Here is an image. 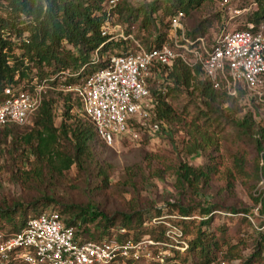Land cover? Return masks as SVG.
<instances>
[{"label":"trees","instance_id":"obj_1","mask_svg":"<svg viewBox=\"0 0 264 264\" xmlns=\"http://www.w3.org/2000/svg\"><path fill=\"white\" fill-rule=\"evenodd\" d=\"M214 1L220 0H164L155 1L145 9H134L127 5L126 0H121L112 13L118 11L125 20L131 22L140 20L142 28L151 25L155 28L156 22L152 15L162 8L168 17L165 21L160 20V28L163 30L158 28L154 44H144L146 49H151L170 43L169 22L173 16L181 12L185 18L195 9ZM105 2L106 0H0V103L5 99L4 89L7 86L22 85L26 79L41 81L53 77V80L47 81L48 87L40 107L32 115L29 124H26L31 125L29 132L22 134L18 129L21 126L15 124L0 127V136L4 135L5 140L10 138L7 149L14 159L20 143L24 145L20 155L27 152L28 156H33L32 167L18 170L17 176L20 177L23 188H32L38 193L36 196L22 195L13 200L0 199V232L5 235L19 232L30 218L46 211L43 210L44 207L58 204L60 210L56 209L57 212L66 226L74 228L76 237L79 229L89 233L88 225L95 224L97 237L86 240L111 238L112 230L116 231L118 228H125L133 238L150 234L162 239L163 227L151 225V219L175 214L189 217L176 221L189 239L187 250L183 253L174 251L173 260L186 263L191 258L189 261L195 264H217L222 257L227 262L240 257V246L246 244V240L240 236V229L253 226L245 216L253 215V209L225 207L209 200L205 192L214 181H220V188L231 194L239 183L248 191L253 207L260 205L259 213L264 214V190L259 188V192L252 193L260 181L264 185V125L257 122L250 112L239 117L233 111L237 99L246 90L242 85L237 86L236 96L228 94L222 88H214L200 65L189 67L176 59L170 68H151V76L147 79L153 105L151 120L170 138L176 126L183 132L180 152L185 157L200 152L206 158L204 165L193 166L180 156L176 164L162 161L163 157L160 160L158 156L162 168L174 175L178 193L189 191L196 198H201L200 203L191 206L167 202L165 207L155 208L156 216L151 218L149 211L108 214L94 202L74 204L54 195L52 187L63 182L65 173L72 166L87 175H90L88 171L93 166L96 176L102 178L103 184L109 179V166L96 156L100 138L94 124L83 114L80 100L74 92L57 88L63 86L60 82L62 73L74 74L65 78V86L76 85L108 65L110 57L102 59L103 54L121 48L114 54L119 55L128 49L124 45L121 47L125 44L124 40L108 42L106 36L101 35V26L107 18ZM253 3L246 26L239 30L264 34L259 29L264 22V0H253ZM210 25L211 22L203 21L186 33V36L194 37L191 39L199 35L203 37L201 35ZM95 54L98 61H94ZM160 76L165 77L164 86L163 83L156 85L155 79ZM62 91L67 92L63 97L64 111L62 120L56 127L54 106L57 100L52 94L56 93L59 97ZM246 92L251 98L258 99L247 90ZM72 94L77 100V114H73L74 105L70 103ZM221 166H224L223 169ZM155 170L156 175L160 176V168ZM220 212L230 222L236 220L233 224L238 225L236 230H232L233 233L230 231L229 236L226 234L230 230L226 221L215 224V218L220 216ZM255 233L249 244L251 252L241 264H264V229ZM125 236L118 235V238ZM233 236L238 240L236 244H232ZM10 264L20 262L13 261Z\"/></svg>","mask_w":264,"mask_h":264},{"label":"built area","instance_id":"obj_2","mask_svg":"<svg viewBox=\"0 0 264 264\" xmlns=\"http://www.w3.org/2000/svg\"><path fill=\"white\" fill-rule=\"evenodd\" d=\"M118 1L106 0L104 24L109 22ZM240 12L235 10V14ZM183 18L179 12L170 19V43L146 49L135 42V48L111 56L105 68L74 86L60 88L75 93L83 114L92 121L97 135L106 144L112 145L124 137L137 138L141 130H159L158 124L151 120L153 105L147 79L151 68H170L176 59L189 67L200 65L213 87L222 88L230 95H235L238 85L258 99L263 95V33L222 30L208 45L204 37L185 36ZM104 24L101 35H108V41L113 37ZM119 37L126 40L130 36L121 33ZM98 60L95 54L94 61ZM48 80L53 78L34 79L30 88L25 83L7 86L5 99L0 103V127L29 124L41 105ZM260 184L264 188L263 182ZM259 208L260 205L253 208V215H245L257 231L264 229V214L259 213ZM181 218L189 219L175 214L152 218L151 225L163 227L162 239L150 234L133 238L125 228H118L115 232L112 230L111 238L86 240L75 236L74 228L64 224L57 210H46L30 218L19 232L9 235L0 232V264L13 261L20 264H173L174 251L183 253L188 248V237L176 223ZM256 218H262L263 223L257 226ZM118 235L126 236L118 238Z\"/></svg>","mask_w":264,"mask_h":264},{"label":"rangeland","instance_id":"obj_3","mask_svg":"<svg viewBox=\"0 0 264 264\" xmlns=\"http://www.w3.org/2000/svg\"><path fill=\"white\" fill-rule=\"evenodd\" d=\"M127 5L131 8H141L145 9L152 5L151 3L158 1L163 2L164 0H126ZM121 2V0H119ZM162 6L163 4H157ZM253 0H220L214 1L211 4H204L203 6L195 9L189 16H185L182 20V25L186 33L191 31L193 28L197 27L203 21L211 22L210 27L207 31L201 35L205 38L208 45H211L213 40L222 30H239L246 26L247 18L249 12L253 9ZM235 10H241L239 14H235ZM167 15L164 14L162 8L154 12L152 18L156 22V27L148 26L147 28H142L139 21L131 22L125 20L118 11H115L109 18V22L104 24L107 26V32L110 33V38L108 42H116L122 38L119 35L122 33L125 37H128L125 44L121 47L125 48H135V42H138L144 47V44L149 46V44H154L156 40L158 28H160V20L165 21ZM259 29L264 32V22L259 26ZM162 31L163 29L160 28ZM168 34H170L168 32ZM108 36V35H106ZM188 38H194L191 36H186ZM197 38V36H195ZM200 37V35L198 36ZM181 44L183 43L181 39L178 40ZM120 49H114L113 52L105 53L102 55V59H107L113 56ZM184 52L185 49H180ZM74 76L67 74V72L62 73L60 77V82L63 86H57L58 89L64 87L63 81L66 77ZM151 76V75H150ZM149 76V77H150ZM148 77V78H149ZM53 78V77H51ZM158 78V79H157ZM165 77H156V85H165ZM28 88L31 87L32 80H24ZM74 86V85H71ZM157 86V87H158ZM56 92V91H55ZM62 95L59 97L57 94H52L57 100L54 106V125L59 126L62 115L64 111V94L67 92L62 91ZM237 93H235L236 96ZM184 96V94H183ZM70 103L74 105L73 114H77L78 106L75 95L72 94ZM264 96L261 98H251V96L243 91L242 95L237 99L233 111L237 116L241 117L243 114L250 112L253 114L255 120L260 124L264 125ZM226 106V105H225ZM224 106V107H225ZM86 121L87 118L80 116ZM69 123V122H68ZM166 128V125H163ZM22 134L30 131L31 125L21 126L18 128ZM168 133V131H166ZM173 136L170 138L165 132L159 130L158 132H151L149 130H141L138 132L137 138L124 137L125 139H120L112 145H107L98 139L96 156L99 160L103 159L104 164L109 166V179L106 184L102 183V178L96 176V169L91 166L92 169L88 171V174H84L78 170L76 166H72L68 172L65 173V178L62 183H58L55 187H52V191L55 196L61 200H70L74 204L87 203L88 201L94 202L99 205V209L112 214L113 212L120 211H135L144 210L147 213L149 211L150 217L155 215V208H163L167 205V202H179L184 205L194 206L201 202V198H196L194 194L189 191L178 193L175 187V177L172 172H166L161 163L158 161L160 157H163L162 161L172 162V164L177 163V158L180 156L183 161L189 165L202 166L205 164L206 158L200 152L194 154L190 157H185L180 152V142L184 136L181 130L177 129V126L172 130ZM10 138L5 140V136H0V199L7 198L8 200H13L19 196H36L37 191L32 188L22 187L20 177L17 176L18 170L29 169L32 167L33 156H28L29 153H23L21 156V150H23L24 145L21 143L18 145V149L15 153V159L8 152V144ZM224 145V142L221 141ZM59 146V145H58ZM57 146V147H58ZM5 148V149H4ZM253 155V154H252ZM27 156V157H26ZM29 158V159H28ZM27 159L29 163H27ZM161 160V159H160ZM224 166H221L223 169ZM157 168H160L159 175H156ZM162 169V170H161ZM164 170V171H163ZM260 181L256 185L254 192H259L262 188ZM220 181H214L210 188L206 189V195L209 200L218 202L225 207L235 206V207H250L254 208L253 201L249 196L248 191H246L239 183L236 184L234 191L229 194L223 191ZM197 207V206H195ZM60 210L58 204H50L44 207L43 210ZM220 216L215 218V224L219 225L223 221L229 225L230 230L226 231L229 236L230 231L236 230L238 225L230 222L229 218L226 219L224 214H219ZM152 220V219H151ZM263 223L262 218H257L255 224L259 226ZM95 224H89V233L81 232L79 229L78 237L79 239H95L97 237V231L94 229ZM255 228L252 227H242L240 229V236L244 238L245 245H241L242 249L240 252V257L232 259L231 261H226V259L220 258L217 264H241L242 260L246 258L251 252L249 244L251 243V238L255 236ZM188 237V236H187ZM97 239V238H96ZM189 239V237H188ZM238 242L236 236L232 237V244ZM188 259L186 263L190 262ZM180 263V261L175 260L173 264H186Z\"/></svg>","mask_w":264,"mask_h":264}]
</instances>
